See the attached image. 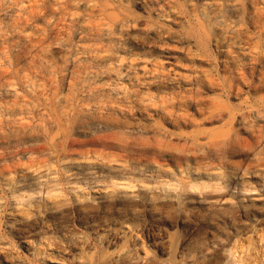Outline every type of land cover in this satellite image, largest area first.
Returning a JSON list of instances; mask_svg holds the SVG:
<instances>
[{
	"label": "rangeland",
	"instance_id": "obj_1",
	"mask_svg": "<svg viewBox=\"0 0 264 264\" xmlns=\"http://www.w3.org/2000/svg\"><path fill=\"white\" fill-rule=\"evenodd\" d=\"M111 3L123 11L118 13L120 27L106 41L98 39L105 26H96L99 17L84 0H0V71H4L0 72V264H129L131 259L133 264H264V0ZM241 3L240 13L233 12L232 7ZM93 45L99 50L95 52ZM96 54L139 80L132 87L127 79L116 78L117 69L111 70V80L115 79L103 99L116 97L112 86H127L128 92H138L134 108L138 110L124 116L98 106L102 100L96 101L97 107L94 100L84 101L89 109L83 106L81 120L75 118L78 123L74 119L69 125L70 98L88 97L82 67L97 60ZM169 85L170 91H192L198 104L191 103L192 108L188 104L189 108L161 95L169 92ZM121 103L116 106L123 108ZM150 104H156L158 111L171 108L174 115L187 110L201 127L157 120L156 106ZM144 105L150 109L149 119ZM193 105L196 111L202 109L196 113ZM101 113L112 114L121 126L102 128ZM128 122L133 126L126 128ZM135 123L140 127L135 129ZM122 133L131 134L129 143L119 139ZM101 135L111 136L104 141L110 144L99 140ZM249 135L253 143L258 140L253 150L261 148L251 155L253 159L245 151ZM93 139L98 145L88 144ZM197 140V146H191ZM140 145L150 150L140 156L135 152ZM230 254L233 260H227Z\"/></svg>",
	"mask_w": 264,
	"mask_h": 264
},
{
	"label": "bare ground",
	"instance_id": "obj_2",
	"mask_svg": "<svg viewBox=\"0 0 264 264\" xmlns=\"http://www.w3.org/2000/svg\"><path fill=\"white\" fill-rule=\"evenodd\" d=\"M80 1H83V0H69V2H80ZM84 1H86L88 4L87 5H89L90 7H92V12H94L96 15L94 16V17H96V16H98L99 18H98V22H97V27H104L105 26V28H104V31H102V34H100L99 36H98V39H100V40H106V41H110V40H112L113 39V34H114V31H115V28L117 29V26H119L120 27V20H118V19H120L119 17H118V13H119V11H121V9L117 6V5H114V3L112 4L111 3V1H113V0H84ZM123 1V0H122ZM128 1V0H127ZM115 2V1H114ZM121 2V1H120ZM129 3V2H128ZM128 3H126V4H128ZM76 5H77V3H76ZM159 5V4H158ZM241 7H242V3H241V5H234L232 8H233V12H235V13H237V12H239L240 13V9H241ZM156 8V7H155ZM158 8V7H157ZM43 10V9H42ZM232 10V9H231ZM41 11V10H40ZM123 11V10H122ZM121 11V12H122ZM157 11V10H156ZM241 12H243L242 10H241ZM42 13V12H41ZM239 13H237V14H239ZM124 14V13H123ZM243 14V13H242ZM121 16V15H120ZM95 19V18H94ZM97 19V18H96ZM122 20V19H121ZM97 21V20H96ZM123 21V20H122ZM125 21V20H124ZM93 22H94V20H93ZM95 23V22H94ZM93 26V25H92ZM91 26V27H92ZM91 27H89V29L91 28ZM94 28H96V27H94ZM101 29V28H100ZM103 29V28H102ZM91 31H92V28L90 29ZM90 31V32H91ZM95 31H97V29L95 30ZM99 31V30H98ZM101 33V32H100ZM91 34H93V33H91ZM156 34V33H155ZM96 36V35H95ZM93 39H94V37H92ZM98 39H97V36H96V41H97V45L99 46V44H101V42H100V40H99V44H98ZM95 40V39H94ZM94 42V41H93ZM97 45H93V46H97ZM100 46H102V45H100ZM99 46V47H100ZM99 47H96L95 48V52H96V50H99V49H97V48H99ZM98 53V52H97ZM98 57H97V60H95V58H92L94 61H91V62H83V63H85L84 65H83V69L82 70H86V72H85V77H83L81 80H82V83L86 86H84V88H87V90L86 91H88L89 90V94H86V95H88V97H87V99H86V97H84L83 99H74V97L75 96H71V98L70 97H68V98H70V102H69V110H66V111H69V121L66 119V117L65 116H67V114H66V111L64 110V107H62V105H61V108L65 111V114H64V111H63V113H62V110L60 111L61 112V114L62 115H65L64 117H65V121L67 122L68 121V123H69V125L71 124V121L72 120H74L75 118H77V119H80L81 120V118L79 117L78 118V116L80 115L79 113H84V111L86 110V106H88V105H84L83 103H85L84 101H88V104H89V101L90 100H94V105L97 107V105H96V103L98 102V100H102L101 101V103L100 104H98V106H105V107H107V109L108 110H111V111H114L115 110V112H117L116 110H119V113H122V115H124L125 116V114L126 113H128L129 111H130V113L129 114H132L131 113V111H132V109H134L136 106H135V104H137V102L139 101V100H137L136 98H137V96H138V92L136 91V90H129V92H128V88H127V86L125 87H121V88H119V86L118 87H116V86H112L110 89H112L113 90V92H115V94H116V97H113V98H111L110 99V97L108 96V99H107V101H105L103 98H106V97H104V95H105V93H104V91L105 90H107L108 88H106V87H109V86H111V85H113V82H112V80H114L115 79V77H114V79H112L111 80V75H110V73H111V70H113V69H117V75H116V73H115V76H116V78L117 79H127L128 81H129V83L132 85V87H133V85H135L136 83H138L139 82V80H137L138 79V77L136 76V77H134L136 80H134V78L132 79V78H130V76L131 75H133V73L130 75V73L128 72V69L126 70V69H124V70H122V69H120V67H121V65H120V67L119 66H117V67H119V68H115V67H113V66H111L110 65V63H112V61H110L109 59H108V57H106L105 55L103 56V57H101V56H99L98 54H96ZM90 59V58H89ZM88 59V60H89ZM90 61V60H89ZM121 62V61H120ZM119 62V63H120ZM132 62V61H131ZM114 63V62H113ZM123 64V63H122ZM128 64V63H127ZM80 65V64H79ZM79 65H78V68H79ZM129 65V64H128ZM133 65V64H132ZM135 65V64H134ZM114 66H116V65H114ZM52 67V66H51ZM131 67V66H130ZM47 68V67H46ZM130 70H131V68H129ZM78 70V69H77ZM81 70V71H82ZM51 71V70H50ZM1 72V71H0ZM2 72H4V71H2ZM1 72V73H2ZM79 73V72H78ZM77 73V74H78ZM82 73V72H81ZM112 74V73H111ZM4 75H5V73H4ZM8 75H10V74H8ZM26 75V74H25ZM49 75V74H48ZM52 75V74H51ZM113 75V74H112ZM74 76L76 77V75L74 74ZM4 77V76H3ZM6 77V76H5ZM27 77V76H26ZM79 77V76H78ZM25 78V77H24ZM48 78H50V76L48 77ZM52 78H53V76H52ZM57 77H55V79H56ZM2 79V78H1ZM26 79V78H25ZM35 79V78H34ZM41 79H42V77H41ZM27 80V79H26ZM32 80V79H31ZM36 80V79H35ZM57 80V79H56ZM75 80V79H74ZM126 80V81H127ZM132 80V81H131ZM160 80V79H159ZM83 81H85V83L83 82ZM138 81V82H137ZM161 81V80H160ZM7 82H8V80H7ZM10 82V81H9ZM71 82H73V80L71 81ZM81 82V81H80ZM99 85H98V84ZM115 83V82H114ZM125 83V82H124ZM132 83H135V84H132ZM162 83V82H161ZM167 83V82H166ZM8 84V83H7ZM38 84V83H37ZM71 84V83H70ZM73 84V83H72ZM71 84V85H72ZM75 84V83H74ZM80 84V83H79ZM83 84H82V87H83ZM93 84H95V85H93ZM158 84H159V82H158ZM157 84V87H159V85ZM33 85H34V80H33ZM36 85V84H35ZM76 85H77V83H76ZM117 85V84H116ZM163 85H165V83L163 84ZM188 85V84H187ZM12 86H14V85H12ZM11 86V87H12ZM39 86V85H38ZM75 86V85H74ZM78 86V85H77ZM98 86V87H97ZM161 86V85H160ZM176 86H179V85H176ZM34 87H36V86H34ZM80 87H81V84H80ZM79 87V88H80ZM166 87V86H165ZM165 87H162V88H165ZM160 88V87H159ZM161 88V89H162ZM173 88V87H172ZM177 88V87H176ZM179 88V87H178ZM130 89V88H129ZM170 85H169V92H166V94H161V95H169V99L171 98L172 99V101H177V102H175V103H177V104H179V105H182V106H185L186 105V107H189V106H187L188 104L191 106L192 104L191 103H194V105L195 104H198V98L196 99L194 96V94L192 95V94H190V93H192V91H190V92H188V93H186V92H182V90H180L181 92H177L178 91V89H176V90H174V91H170ZM191 89V88H190ZM14 90V89H13ZM56 90V89H55ZM77 90H79V89H77ZM76 90V91H77ZM83 90V89H82ZM70 91H71V89H70ZM70 91H68V92H70ZM80 91V90H79ZM85 91V90H84ZM164 91H166V90H164ZM176 91V92H175ZM183 91H185V90H183ZM8 92V91H7ZM32 92V91H31ZM53 92V91H52ZM72 92V91H71ZM81 92V91H80ZM125 93L126 94V98L125 97H123L122 95H121V93ZM163 92V91H162ZM194 92V91H193ZM16 93V92H15ZM83 93V92H82ZM85 93H87V92H85ZM85 93H84V95H85ZM98 94V95H96V94ZM110 93V92H109ZM165 93V92H164ZM17 94V93H16ZM16 94H15V96H16ZM70 94V93H69ZM81 94V93H80ZM107 94V93H106ZM112 94V93H111ZM110 94V95H111ZM125 94H123V95H125ZM61 95V94H60ZM72 95V94H71ZM75 95H76V92H75ZM239 95V94H238ZM237 95V96H238ZM67 96H68V94H67ZM67 96H65V98L67 97ZM107 96V95H106ZM260 96V95H259ZM112 97V96H111ZM133 97V98H132ZM229 97V96H228ZM234 97V96H233ZM255 97V96H254ZM60 98V97H59ZM58 98V99H59ZM79 98V97H78ZM80 98H82V96L80 97ZM128 98H132V99H135V100H129V105H123V101L124 102H127L128 101ZM140 98V97H139ZM24 98H22V100H23ZM57 99V100H58ZM67 99V98H66ZM144 99V98H143ZM143 99H140V101H141V105H143ZM165 99H167V98H165ZM164 99V100H165ZM196 99V100H195ZM137 100V101H136ZM161 100H163V97H162V99ZM55 101H56V97H55ZM97 101V102H96ZM167 101H169V100H167ZM229 101V100H228ZM48 102V101H47ZM57 102H59V100L58 101H56V105H60L61 104V102H60V104H57ZM93 102V101H92ZM122 102V103H121ZM163 102V101H162ZM171 102V101H170ZM201 102V101H200ZM219 102V101H218ZM22 103V102H21ZM65 103V102H64ZM120 103H121V105L123 106V108L125 109V107L126 106H128V108L126 109V110H124L123 108H121L120 106V108L119 107H117L116 105H120ZM155 103V102H154ZM164 103V102H163ZM174 103V102H173ZM173 103H172V105H173ZM174 103V104H175ZM15 104V103H14ZM87 104V103H86ZM138 104H140V102L138 103ZM262 104V103H261ZM23 105H24V103H23ZM65 105H66V103H65ZM148 105V104H147ZM147 105H144V106H141V108H144L145 109V111H146V109H148L147 107L149 106H147ZM150 105H153V104H150ZM194 105H193V108H194ZM258 105V104H257ZM64 106V105H63ZM85 107V110H84V107ZM90 106V105H89ZM89 106H88V109H89ZM153 106H156V104L155 105H153ZM152 106V107H153ZM158 106H161V105H158ZM164 106H166V105H164ZM164 106H161L162 108L164 107ZM170 106H171V103H170ZM199 106V105H198ZM198 106H197V108H198ZM217 106V105H216ZM60 107V106H59ZM91 107H92V103H91ZM151 107V106H150ZM167 107H169L168 105H167ZM174 107V106H173ZM247 107V106H246ZM98 108H100V107H98ZM137 108V107H136ZM154 108H158L157 106L156 107H154ZM154 108H153V110H154ZM162 108H159V109H162ZM174 108H176V107H174ZM177 108H179V106H177ZM181 108V107H180ZM183 108V107H182ZM190 108V107H189ZM191 108H192V106H191ZM196 108V109H197ZM200 108V107H199ZM50 109V108H49ZM87 109V110H88ZM95 109V108H94ZM152 109V108H151ZM154 110V112H155V114H157V116L159 117L157 120H160V118L162 119V120H164V122H169V124H171V125H173V126H178V127H180V125H186V126H188V125H193V124H195V122H197L198 121V118H196L197 119V121L196 120H194L193 119V117H191L192 115H189L188 113H186L187 112V110L184 112V113H180V115L178 114H176V115H174L172 112H171V108H170V112H168V110H167V108H166V111L164 110V109H162L161 111H158V109L157 110ZM173 109V108H172ZM185 109V108H184ZM184 109H182V110H184ZM187 109V108H186ZM200 109H202V108H200ZM200 109H198V110H200ZM212 109V108H211ZM97 110V109H96ZM134 110H138V109H134ZM133 110V111H134ZM150 110V109H149ZM148 110V111H149ZM174 110H176V109H174ZM194 110H195V108H194ZM197 110V111H198ZM209 110V109H208ZM215 109H213L212 111H214ZM233 110V109H232ZM93 111V110H92ZM95 111V110H94ZM100 111V110H99ZM103 111V110H102ZM139 111H141V109L139 110ZM148 111H146V112H148ZM173 111V110H172ZM196 111V110H195ZM197 111H196V113H197ZM207 111V110H206ZM210 111V110H209ZM217 111V110H216ZM42 112V111H41ZM138 112V111H137ZM189 112V111H188ZM222 112V110L220 111V113ZM230 111L228 110V113H229ZM233 112H235V111H233ZM237 112V111H236ZM68 113V112H67ZM99 113V112H98ZM106 113V112H105ZM112 113V112H111ZM140 113V112H139ZM142 113H143V111H142ZM141 113V114H142ZM151 113V112H150ZM153 113V112H152ZM151 113V114H152ZM190 113V112H189ZM196 113H194V114H196ZM199 113H201V112H199ZM203 113V112H202ZM224 113V112H223ZM222 113V114H223ZM240 113V112H239ZM42 114V113H41ZM86 114V113H85ZM102 114V113H101ZM135 114V113H134ZM205 114V113H204ZM207 114V113H206ZM217 114V113H216ZM231 114V113H230ZM238 114V113H237ZM95 115V114H94ZM110 115V114H109ZM107 116L106 114L105 115H100V117H98V119L100 118V122L103 124V126L99 123V125H98V127H101L102 126V128L105 126V127H109L108 129L110 130V127H112V128H114V127H119L118 125H120L121 126V124H119V122L121 121H119L117 118L116 119H114L115 117H111L112 116V114H111V116ZM143 115V114H142ZM197 115V114H196ZM201 115H203V114H201ZM220 115V120H221V114H219ZM227 115V114H226ZM233 115V114H232ZM230 116V117H233V116ZM61 116V115H60ZM81 116V115H80ZM99 116V115H98ZM121 116V115H120ZM127 116V115H126ZM135 116V115H134ZM150 115H149V112H148V119L150 118L149 117ZM153 116V115H152ZM155 116V115H154ZM153 116V117H154ZM156 116V117H157ZM207 116V115H206ZM218 116V115H217ZM216 116V117H217ZM224 116V115H223ZM244 116H245V113H244ZM47 117V116H46ZM49 117V119H50V116H48ZM47 117V118H48ZM63 117V116H62ZM64 117H63V119H64ZM210 117H214V114L213 115H211ZM219 117V116H218ZM217 117V118H218ZM234 117H235V115H234ZM39 119H40V117H38ZM59 118V117H58ZM92 118V117H91ZM123 118V117H122ZM138 118V117H137ZM152 118V117H151ZM194 118H195V116H194ZM201 118H203V116L201 117ZM226 118V117H225ZM246 118V117H245ZM245 118H243V119H245ZM52 119V118H51ZM77 119H75L74 121H77V123H78V121L79 120H77ZM90 119V118H89ZM97 119V120H98ZM124 119H125V117H124ZM153 119V118H152ZM214 119H216V118H214ZM214 119H211L210 118V120H214ZM47 120V119H46ZM58 120H60V118L58 119ZM96 120V121H97ZM147 120V119H146ZM207 121H208V119H206ZM217 120V119H216ZM85 121V120H84ZM136 121V120H135ZM135 121H133V122H135ZM139 121V120H138ZM150 121V120H149ZM148 121V122H149ZM155 121V120H154ZM212 121H209V122H212ZM223 121V120H222ZM239 121V120H238ZM238 121H235V123L236 122H238ZM241 121V120H240ZM49 122V121H48ZM47 122V123H48ZM73 122V121H72ZM82 122V121H81ZM81 122H79V124L81 123ZM147 121H145L144 123H146ZM152 122V121H151ZM158 122H160V121H158ZM202 122V121H201ZM219 122V121H218ZM233 122V121H232ZM242 122V121H241ZM42 123V122H41ZM67 123V124H68ZM122 123H123V121H122ZM140 123V122H139ZM156 123V122H155ZM198 123V122H197ZM208 123V122H207ZM37 124H39V122L37 123ZM44 124V123H43ZM42 124V125H43ZM83 124V123H82ZM124 125L126 124V123H123ZM129 122H128V126H126V128L127 127H129ZM150 124V123H149ZM152 124V123H151ZM156 124H159V123H156ZM200 124H203V123H200ZM204 124H205V122H204ZM211 124V123H210ZM245 124V123H244ZM53 125V124H52ZM56 125V124H55ZM81 125V124H80ZM79 125V126H80ZM97 125H96V127H97ZM123 125V126H124ZM132 125V124H131ZM141 125V124H140ZM140 125L139 124H136L135 123V129L136 128H139L140 127ZM155 125V124H154ZM160 125V124H159ZM161 125H162V123H161ZM168 125V124H167ZM170 125V126H171ZM197 124H195V126H196ZM199 125V124H198ZM197 125V126H198ZM41 126V125H40ZM78 126V127H79ZM83 126V125H82ZM133 126V125H132ZM132 126H130V127H132ZM146 126V125H145ZM144 126V127H145ZM185 126V127H186ZM216 126V125H215ZM214 126V127H215ZM254 126V125H253ZM261 126V125H260ZM43 127H44V125H43ZM42 127V128H43ZM51 127V126H50ZM75 127V126H74ZM88 127V126H87ZM129 127V128H130ZM149 127V126H148ZM162 127H163V125H162ZM165 127V126H164ZM177 127V128H178ZM185 127H183V128H185ZM189 127V126H188ZM194 127V126H193ZM201 127V126H200ZM199 126L198 127H196V128H200ZM202 127H204V126H202ZM213 127V128H214ZM252 127V126H251ZM255 127V126H254ZM25 128V127H24ZM73 128V127H72ZM77 128V127H76ZM80 128H81V126H80ZM102 128H101V132L103 131V130H108L107 128L106 129H103L102 130ZM128 128V129H129ZM146 128V127H145ZM145 128L143 129V130H145ZM149 128H152V126H150ZM167 128V127H166ZM173 128V127H172ZM195 128V129H196ZM212 128V129H213ZM219 128V127H218ZM46 129V131H47V127L45 128ZM70 129V128H69ZM91 129V128H90ZM94 129H96V128H94ZM116 129V128H115ZM123 128H121V130H122ZM133 129V128H132ZM156 129V128H155ZM181 129V128H180ZM207 129V128H206ZM235 128H233V130H234ZM257 129V128H256ZM259 129H261V127L259 128ZM28 130H29V128H28ZM33 130V129H32ZM40 130V129H39ZM44 130V129H43ZM52 130V129H51ZM92 130V129H91ZM90 130V131H91ZM97 130V129H96ZM113 130V129H112ZM124 131H125V128L123 129ZM123 130H122V132H123ZM146 130H149V129H147L146 128ZM145 130V131H146ZM187 130V129H186ZM194 130V129H193ZM208 130V129H207ZM207 130H206V132H207ZM247 130V129H246ZM45 131V132H46ZM76 132L77 131V129L76 130H72L71 129V132ZM79 131V130H78ZM129 131V130H128ZM131 131V130H130ZM135 131H137V130H135ZM139 131V130H138ZM140 131H142L141 129H140ZM145 131H144V133L143 134H145ZM157 131H158V129H157ZM164 131H165V129H164ZM166 131H169L168 129L166 130ZM176 131V130H175ZM174 131V132H175ZM205 131V130H204ZM256 131V130H255ZM258 131V130H257ZM262 131V130H261ZM44 132V133H45ZM58 132V131H57ZM108 132H110V131H108ZM114 132V131H113ZM119 132V131H118ZM127 132V131H126ZM132 132V131H131ZM148 132V131H147ZM150 132H152L151 130H150ZM153 132H155V131H153ZM152 132V133H153ZM180 132V131H179ZM186 132V131H185ZM191 132V131H190ZM211 132H215L214 130L213 131H210V133ZM253 132L254 131H252V129H251V132H249V133H252L253 134ZM47 133V132H46ZM51 133V132H50ZM59 133V132H58ZM120 133H121V131H120ZM119 133V134H120ZM124 133V132H123ZM122 133V134H123ZM135 133V132H134ZM151 133V134H152ZM156 134H157V132H155ZM196 133V132H195ZM194 133V134H195ZM201 133V132H200ZM238 133V132H237ZM263 133V132H262ZM48 134V133H47ZM47 134H46V136H47ZM54 134V133H53ZM102 134V133H101ZM104 134V133H103ZM116 134V133H115ZM133 134V133H132ZM139 134V133H138ZM142 134V133H141ZM182 135H183V133H181ZM208 135H209V133H207ZM214 134H216V133H214ZM234 134V133H233ZM232 134V135H233ZM246 134H247V132H246ZM246 134H244V135H246ZM259 134H260V131H259ZM31 135V134H30ZM110 135V134H109ZM113 135V134H112ZM124 135V136H123ZM122 136H120L119 137V139H121V140H124V139H126V142H128L127 141V138H130V136H131V134L130 135H127L126 134V136H125V134H123ZM147 135V137H148V134H146ZM164 135H166V133H164ZM186 135H189V132H188V134H186ZM201 135H203V133H201ZM235 135V134H234ZM233 135V136H234ZM264 135V134H263ZM263 135H261V136H263ZM43 136V135H42ZM72 136V135H71ZM104 136V135H103ZM114 136V135H113ZM137 137L139 136V135H136ZM145 136V135H144ZM156 136V135H155ZM154 136V137H155ZM169 136V135H168ZM171 136V135H170ZM169 136V137H170ZM233 136H231V137H229V140H232L231 138L233 137ZM236 136H238V134L236 135ZM241 136V135H240ZM250 136V135H249ZM41 137V136H40ZM73 137V136H72ZM107 137H110L111 138V136H108L107 135ZM107 137H104V139H103V137H102V135H101V137L99 138V140H103V142L107 139V140H110V138H107ZM132 137H133V135H132ZM150 137V136H149ZM152 137V136H151ZM153 137V138H154ZM164 138H165V136H163ZM192 137V136H191ZM195 137V136H194ZM209 138H210V136H208ZM214 137V136H213ZM212 137V138H213ZM239 137V136H238ZM237 137V138H238ZM244 137V136H243ZM255 137H257L258 138V136H257V134H256V136ZM42 138V137H41ZM51 138H53V136L52 137H50V139ZM93 138V137H92ZM91 138V139H92ZM97 138V137H96ZM95 138V140H97ZM114 138V137H113ZM117 138H118V135H117ZM117 138H116V136H115V139L117 140ZM139 138H140V136H139ZM142 138H144L143 137V135H142ZM156 138H157V141H158V137L156 136ZM155 138V139H156ZM168 138V137H167ZM173 138V137H172ZM186 138V137H185ZM201 138V137H200ZM204 139H205V136L203 137ZM202 138V139H203ZM216 138V137H215ZM214 138V139H215ZM245 138V137H244ZM253 138L254 137H252V135L250 136V137H247L246 138V145H245V147L246 146H248L247 147V150H245L246 152L247 151H249L250 152V158H251V155L253 156H255V154L256 153H260V152H258V149L260 148H256L257 149V151H255V150H253V144H256L257 142H258V140H257V142L255 143H253ZM37 139H39V138H37ZM50 139H49V142H50ZM72 139H74V138H71L70 137V140H72ZM118 139V140H119ZM138 139V138H137ZM141 139V138H140ZM161 139H162V137H161ZM201 139V140H202ZM203 139V140H204ZM240 139H241V137H240ZM256 139V138H255ZM254 139V140H255ZM258 139H260L261 140V137L260 138H258ZM263 139V138H262ZM117 140V141H118ZM121 140H120V142H121ZM129 141H131L130 139H128ZM133 140H135V144L137 143V141H136V138L134 139V137H133ZM144 140V139H143ZM143 140H139L138 142H140V141H142L143 142ZM145 140H146V138H145ZM145 140H144V142H145ZM153 141H154V139H152ZM160 140V139H159ZM165 140V139H164ZM166 140H168V139H166ZM194 140V139H193ZM192 140V141H193ZM199 140V139H198ZM197 140V141H198ZM200 140V141H201ZM207 140V139H206ZM206 140H205V142H206ZM238 140V139H237ZM260 140H259V142H260ZM73 141V140H72ZM90 141V142H89ZM87 143L88 144H93V143H96L95 141H94V139L93 140H89ZM156 141V140H155ZM154 141V142H155ZM162 141H163V139H162ZM187 141V140H186ZM186 141H185V143H186ZM190 141V140H189ZM188 141V142H189ZM214 141V140H213ZM225 141H227L228 142V140H225ZM256 141V140H255ZM102 142V141H101ZM101 142H99L100 144H103V143H101ZM111 142H112V140H111ZM113 142H116V141H114L113 140ZM132 143H133V141H131ZM130 142V143H131ZM146 142H148L149 143V141H146ZM152 142V141H151ZM160 142V141H159ZM159 142H158V144H159ZM166 142V141H165ZM215 142H217V140H215ZM218 142H219V140H218ZM235 142V141H234ZM233 142V143H234ZM51 143H52V141H51ZM105 143V142H104ZM108 142H106L105 144H107ZM118 144H119V142H117ZM123 143H125V141L123 142ZM129 143V142H128ZM131 143V144H132ZM141 143V142H140ZM163 143H164V141H163ZM191 143V142H190ZM197 143H199V141L198 142H193L192 143V145L191 146H195ZM207 143H212V140H210V139H208V141H207ZM221 143H222V141H221ZM221 143H219L220 145H221ZM225 143V142H224ZM235 143H237V142H235ZM241 143V142H240ZM97 144V143H96ZM108 144H110V143H108ZM126 144V143H125ZM124 144V145H125ZM131 144H129V146L130 147H133V145L131 146ZM139 144V143H138ZM157 144V145H158ZM165 144V143H164ZM202 144H204L203 142H202ZM209 144H207V145H209ZM223 144V143H222ZM229 144V143H228ZM226 145V147H228L229 145ZM232 144V143H231ZM259 144H261V143H259ZM259 144H258V146H259ZM46 145V144H45ZM54 145V144H53ZM95 145V144H94ZM98 145V144H97ZM126 145H128V144H126ZM143 145H145V143L143 144ZM147 145H149L150 146V144H147ZM155 145V144H154ZM156 145V146H157ZM182 145V144H181ZM187 145H189L190 146V144H188L187 143ZM212 145V144H211ZM214 145V144H213ZM212 145V146H213ZM216 145V144H215ZM219 145V146H220ZM235 145H237V144H235ZM235 145H234V147H235ZM242 145V144H241ZM243 145V146H244ZM257 145V144H256ZM255 145V146H256ZM262 145V144H261ZM260 145V146H261ZM100 146V145H99ZM104 146L105 145H103L102 147L104 148ZM106 146H108V145H106ZM117 146V145H116ZM120 146V145H119ZM122 146V145H121ZM128 146V147H129ZM135 146V145H134ZM141 146V145H140ZM139 146V147H140ZM148 146V147H149ZM152 146H153V144H152ZM159 146H161V142H160V145ZM162 146H164V145H162ZM197 146V145H196ZM205 146V145H204ZM211 146V147H212ZM237 146H239L240 147V144L239 145H237ZM237 146L235 147L236 149H237ZM242 146V147H243ZM45 147V146H44ZM101 147V146H100ZM137 148L136 147V150H135V152L138 154V155H143L144 153H146L147 152V150L149 151L150 149H152V147L150 148V149H145V147H140V148ZM147 147V146H146ZM165 147V146H164ZM178 147V146H177ZM183 147H185V146H183ZM188 147V146H187ZM202 147V146H201ZM210 147V146H209ZM221 147V146H220ZM232 147V146H231ZM238 147V148H239ZM41 148V147H40ZM87 148V147H86ZM91 148H92V146H91ZM106 148V147H105ZM134 148V147H133ZM133 148H129V149H133ZM160 149H163V147L161 148V147H159ZM167 148V147H166ZM182 148V147H181ZM195 148V147H194ZM203 148V147H202ZM201 148V149H202ZM244 148V147H243ZM264 148V147H263ZM88 149V148H87ZM86 149V150H87ZM92 149H94V147L92 148ZM102 149V148H101ZM126 149V148H125ZM124 149V150H125ZM156 149V148H155ZM154 149V150H155ZM178 149H180V148H178ZM214 149V148H213ZM216 149H218V147L216 148ZM232 148H230V150H231ZM261 149V148H260ZM260 149H259V151H260ZM95 150V149H94ZM100 150V149H99ZM190 150V149H189ZM233 150V149H232ZM83 151V150H82ZM125 151H129L128 150V148H127V150H125ZM164 151H166V150H163V154L165 153ZM167 151H169V152H171L170 150H167ZM179 151V150H178ZM181 151V150H180ZM206 151V150H205ZM211 151V150H210ZM237 150H235L234 152H236ZM99 152V151H98ZM152 152V151H151ZM162 152V151H161ZM161 152H160V154H161ZM174 152V151H173ZM264 152V151H263ZM88 153V152H87ZM96 153V152H95ZM135 153V154H136ZM159 153V152H158ZM262 153V152H261ZM85 154H86V152H85ZM136 154V155H137ZM147 154H149V153H147ZM175 154V153H174ZM244 154V153H243ZM110 155V154H109ZM146 155V154H145ZM197 155V154H196ZM259 155V154H258ZM97 156V155H96ZM131 156V155H130ZM161 156V155H160ZM191 156V155H190ZM246 156V155H245ZM248 156V155H247ZM253 156V157H254ZM257 156V155H256ZM135 157H137V156H135ZM144 157V156H143ZM143 157H141V158H143ZM146 158H148V156H145ZM144 157V158H145ZM145 158V159H146ZM257 158V157H256ZM259 158V157H258ZM136 159H139L138 157L136 158ZM144 159V160H145ZM149 159V158H148ZM251 159H253V158H251ZM260 159V158H259ZM151 160V159H150ZM165 160V159H164ZM250 160V159H249ZM256 160H258V159H256ZM261 160V159H260ZM259 160V161H260ZM158 161V160H157ZM156 161V162H157ZM251 161V160H250ZM258 161V162H259ZM261 161H263V163H264V160H261ZM137 162V161H136ZM139 162H141L140 160H139ZM160 162V161H159ZM177 163V162H176ZM253 163H255V162H253ZM253 163H252V165H253ZM260 163H262V162H260ZM154 164V163H153ZM250 164L251 163H249V165H247V167L248 166H250ZM259 164V163H258ZM189 165V164H188ZM263 165V164H262ZM156 166V165H155ZM158 167V166H157ZM251 167V166H250ZM161 168V167H160ZM143 169H145V167L143 168ZM181 170V169H180ZM56 172V171H55ZM171 172V171H170ZM55 176V175H54ZM173 177V176H172ZM179 179H181V178H179ZM112 180H114V179H112ZM189 180V179H188ZM181 181H183V180H181ZM190 181V180H189ZM112 182V181H111ZM179 182H180V180H179ZM183 182H185V180L183 181ZM118 183H120V182H118ZM164 183V182H163ZM181 183V182H180ZM193 183V182H192ZM188 184V183H187ZM189 184H190V182H189ZM194 184V183H193ZM193 184H190V185H193ZM196 184H198V183H196ZM115 185H116V183H115ZM163 185V184H162ZM165 185V184H164ZM113 186H114V183H113ZM166 186H169V184L168 185H166ZM198 186V185H197ZM196 185L194 186V187H197ZM200 186H204V185H201L200 184ZM146 187V186H145ZM162 187V186H161ZM164 187V186H163ZM185 187V186H184ZM193 187V186H192ZM191 187V188H192ZM193 187V188H194ZM199 187V186H198ZM117 188V187H116ZM115 189V188H114ZM189 189V188H188ZM186 192V191H185ZM185 192H183L184 194H185ZM187 193V192H186ZM171 196H173V195H171ZM176 197V196H175ZM180 197V196H179ZM178 199V198H177ZM181 199V198H180ZM179 199V200H180ZM179 203V202H178ZM181 203V202H180ZM186 231V230H185ZM115 232V231H114ZM187 232V231H186ZM133 233H134V231H133ZM138 233V232H137ZM98 234V233H97ZM114 234V233H113ZM103 237V236H102ZM116 237V236H115ZM94 238V237H93ZM99 238H100V236H99ZM75 239V238H74ZM80 239H83V237L82 238H80ZM85 239V238H84ZM92 239V238H91ZM85 241V240H84ZM143 241V240H142ZM209 241V240H208ZM218 241V240H217ZM73 242V241H72ZM133 242H134V240H133ZM132 242V243H133ZM214 242H216V241H214ZM84 243V242H83ZM87 243V242H86ZM86 243H85V245H86ZM91 243V242H90ZM76 244V243H75ZM92 244V243H91ZM142 244H143V242H142ZM84 245V246H85ZM88 245V244H87ZM159 245V244H158ZM221 245V244H220ZM131 246H132V244H131ZM135 246V245H134ZM100 247V246H99ZM144 247V246H143ZM76 248H78V247H76ZM215 248V247H214ZM232 248V247H231ZM132 249V248H131ZM133 250V249H132ZM131 250V251H132ZM140 250V249H139ZM144 250V249H143ZM210 250V249H209ZM226 250V249H225ZM234 250V249H233ZM93 251V250H92ZM117 251V250H116ZM127 251H128V248H127ZM129 252V254L131 255V253L132 252ZM137 251V250H136ZM142 251V250H141ZM149 251V250H148ZM202 251V250H201ZM222 251V250H221ZM76 252V251H75ZM89 252V251H88ZM113 252V251H112ZM118 252V251H117ZM204 252V251H203ZM208 252V251H207ZM231 252H233L232 251V249H231ZM115 253V252H114ZM144 253H146L145 251H144ZM237 253V252H236ZM89 254V253H88ZM91 254H93V253H91ZM95 254V253H94ZM112 254V253H111ZM129 254H126L125 256H129ZM213 254V253H212ZM216 254V253H215ZM104 255V254H103ZM109 255V254H108ZM115 255V254H114ZM148 255L150 256V254L148 253ZM208 255V254H207ZM210 255V254H209ZM226 255V254H225ZM224 255V256H225ZM81 255H79V257H80ZM132 256H134V253H132ZM132 256H129V257H131L132 258ZM137 256V255H136ZM144 256V255H143ZM231 256H232V254H230V257H229V255H228V259L227 260H229V258L230 259H232L233 260V258H231ZM236 256V255H235ZM87 257V256H86ZM105 257V256H104ZM103 257V258H104ZM107 257V256H106ZM128 257V258H129ZM142 257V256H141ZM184 257V256H183ZM238 257V256H237ZM78 258V257H77ZM114 258V257H113ZM116 258V257H115ZM138 258H140V257H138ZM144 258H145V256H144ZM189 258V257H188ZM236 258V257H235ZM242 258V257H241ZM80 259H81V257H80ZM79 259V261H81ZM84 260H86L85 258H83ZM89 259V258H88ZM91 259H93V257L91 258ZM117 259H119V258H117ZM123 259V258H122ZM130 259V258H129ZM128 259V260H129ZM178 259V258H177ZM224 259H225V257H224ZM109 260H111V259H109ZM134 260V259H133ZM132 259H131V261H130V263H132L133 264V261ZM136 260V259H135ZM140 260V259H139ZM201 260V259H200ZM212 260V259H211ZM244 260V259H243ZM83 261V260H82ZM91 261V260H90ZM90 261H88V262H90ZM114 261H115V259H114ZM123 261V260H122ZM126 261V260H125ZM142 261V260H141ZM231 261V260H230ZM85 262V261H84ZM83 262V263H84ZM86 262H87V260H86ZM85 262V263H86ZM108 262H110V261H108ZM137 261H135V263H136ZM144 262V261H143ZM236 262V261H235ZM244 262V261H243ZM92 263V262H91ZM129 263V264H130ZM149 263V262H148ZM199 263V262H198ZM214 263V262H213ZM216 263V262H215ZM221 263H223V262H221ZM241 263V262H240ZM111 264V263H110ZM136 264H139V263H136ZM141 264V263H140ZM145 264V263H144ZM160 264V263H159ZM164 264V263H163ZM170 264V263H169ZM181 264V263H180ZM223 264H226V261L223 263ZM239 264V263H238Z\"/></svg>",
	"mask_w": 264,
	"mask_h": 264
}]
</instances>
